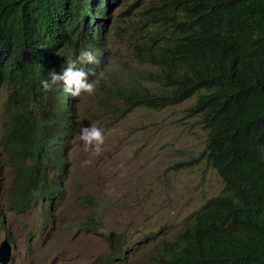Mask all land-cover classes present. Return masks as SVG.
I'll use <instances>...</instances> for the list:
<instances>
[{
	"label": "trees",
	"instance_id": "16d2710c",
	"mask_svg": "<svg viewBox=\"0 0 264 264\" xmlns=\"http://www.w3.org/2000/svg\"><path fill=\"white\" fill-rule=\"evenodd\" d=\"M119 1L0 0V94L9 91L0 150L9 153L8 168L18 179L11 202L20 211L38 203L51 211L74 139L67 117L74 99L62 83L46 93L41 82L103 40L106 52L99 35ZM171 3L180 15L170 39L162 44L165 34L141 55L156 67L146 81L162 92L127 91L134 104L150 109L195 97L186 115L200 116L207 135L202 159L224 186L163 246L156 264H264V0ZM114 240L108 257L122 254Z\"/></svg>",
	"mask_w": 264,
	"mask_h": 264
},
{
	"label": "rangeland",
	"instance_id": "374dc122",
	"mask_svg": "<svg viewBox=\"0 0 264 264\" xmlns=\"http://www.w3.org/2000/svg\"><path fill=\"white\" fill-rule=\"evenodd\" d=\"M119 4L110 11L117 15L104 35L108 53L99 69L104 77L93 95L83 93L77 102L80 118L64 189L51 211L42 203L23 211L12 205L18 179L8 168L9 153L0 150V213L5 215L0 244L7 238L12 245L9 264H148L153 248L174 241L191 214L223 189L216 170L202 159L207 135L200 116L186 115L195 97L162 110L138 107L121 115L116 91L148 86L162 92L161 85L143 80L156 67L141 55L169 33L180 10L171 0ZM8 95L1 91L0 141L9 120ZM84 126L102 130L99 155L84 150L79 138ZM152 231L156 237L146 239ZM110 234L124 235L125 254L102 262Z\"/></svg>",
	"mask_w": 264,
	"mask_h": 264
},
{
	"label": "clouds",
	"instance_id": "9594fccd",
	"mask_svg": "<svg viewBox=\"0 0 264 264\" xmlns=\"http://www.w3.org/2000/svg\"><path fill=\"white\" fill-rule=\"evenodd\" d=\"M107 31H105V33ZM105 33H104V35H105ZM170 37H171V34H168L167 37L163 39L162 44L167 42L170 39ZM105 45H106L107 49H106V52L104 54H101L102 49L104 47V43H103V46L101 48H98L96 45L92 49V52L87 51V50H82L79 57L77 58V61L73 60V61L69 62L67 64V66L63 67L62 71L59 73H57L54 70L50 71V73H49L50 78L43 80L41 82L43 90L46 93L48 91H51L54 85H56L58 83H62L64 85V91L66 93H68L72 99H74L71 102L74 106L73 113L67 116V117H71V119L68 120V122L71 126L70 130L72 131L71 138L74 136V139H75V123H76L77 119L80 118V116L77 115V102L79 101V99L83 93H87L88 95H93L95 92V89L97 88V86L100 83V77L101 78L104 77V73H100L99 69H100L102 62L104 61V59L106 58V55L108 53V45H107L106 40H105ZM97 51H98V54H96ZM95 54H96V56H94ZM141 58L143 61H146L143 58V56H141ZM76 64H77V66H76ZM87 66H89V67H87ZM147 74H145L143 77L144 81L147 80V78H146ZM115 94H116V97L121 99V101H122L123 110H122L121 115H123V116L134 111L138 107L146 108V107L134 104L133 95L130 94L127 90H118V91H116ZM176 105H178V104H176ZM170 106H175V105H167V106L162 107V108H155V109H151V110H162V109L170 107ZM68 108H69V105L67 104L66 109H68ZM146 109H150V108H146ZM79 138H80V140H82L84 142V145H85L84 150L85 151H88L90 148H92V149H94L95 154L99 155V153L102 150L101 145H103V143H104V135H103L101 129H99L95 126L81 127ZM74 139L71 140V142H72L71 150L74 147V141H75ZM71 150L69 151V153L71 152ZM69 153H68V155H69ZM67 160H68V156L66 159V163H67ZM212 168L215 169L213 166H212ZM66 169H67V167H66ZM216 172H217V170H216ZM66 173H67V171L65 172V176H63V181H64V178L66 177ZM218 175H219V173H218ZM219 177H220V175H219ZM222 183H223V181H222ZM63 184H64V182H63ZM223 186H224V184H223ZM219 194H217V195H219ZM61 195H59L57 197L56 201L58 199H60ZM217 195H215V196H217ZM56 201H55V203H56ZM189 223H191V222H189ZM93 228H96V227H93ZM155 237H156V233L154 231H152V232H149L147 234L146 239H152ZM110 238L115 239L113 242L115 243L116 248L119 249L116 253L122 252V254H120V255L114 254L112 257L107 256V257L103 258V260H101L102 262L111 261L113 259H116L117 257H119V259L124 257L125 251L123 250V248H120L121 239L124 238V235L123 234H118V235L110 234L109 242H110ZM177 238L178 237H176V239ZM175 240L174 241H161L158 244V246L156 248H153V250L149 254L147 263L148 264H156L158 262V258L160 257V254L163 252V246L165 244L174 243ZM109 242H108L107 255H109V253H108L109 248H110ZM122 245H124V243Z\"/></svg>",
	"mask_w": 264,
	"mask_h": 264
},
{
	"label": "water",
	"instance_id": "95a60500",
	"mask_svg": "<svg viewBox=\"0 0 264 264\" xmlns=\"http://www.w3.org/2000/svg\"><path fill=\"white\" fill-rule=\"evenodd\" d=\"M12 255V245L7 238L0 244V263L8 264Z\"/></svg>",
	"mask_w": 264,
	"mask_h": 264
},
{
	"label": "bare ground",
	"instance_id": "6f19581e",
	"mask_svg": "<svg viewBox=\"0 0 264 264\" xmlns=\"http://www.w3.org/2000/svg\"><path fill=\"white\" fill-rule=\"evenodd\" d=\"M116 15H117V14H116ZM99 36H101V38L103 39V38H104V34H103V32L100 33ZM103 43H104V41H103ZM102 46H103V44L100 45V47H102ZM97 47H98V44H97ZM98 48H99V47H98ZM79 101H81V97H80ZM0 164H1V162H0Z\"/></svg>",
	"mask_w": 264,
	"mask_h": 264
}]
</instances>
